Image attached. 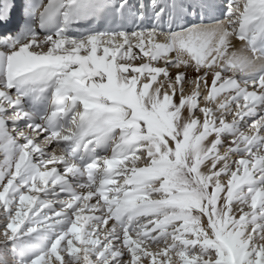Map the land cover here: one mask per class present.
Segmentation results:
<instances>
[{"label":"snow or ice","instance_id":"obj_1","mask_svg":"<svg viewBox=\"0 0 264 264\" xmlns=\"http://www.w3.org/2000/svg\"><path fill=\"white\" fill-rule=\"evenodd\" d=\"M0 264H264V0H0Z\"/></svg>","mask_w":264,"mask_h":264},{"label":"bare ground","instance_id":"obj_2","mask_svg":"<svg viewBox=\"0 0 264 264\" xmlns=\"http://www.w3.org/2000/svg\"><path fill=\"white\" fill-rule=\"evenodd\" d=\"M111 223V222H110Z\"/></svg>","mask_w":264,"mask_h":264}]
</instances>
